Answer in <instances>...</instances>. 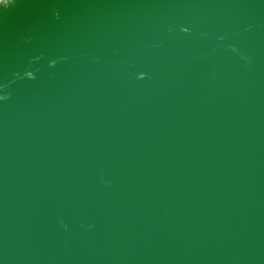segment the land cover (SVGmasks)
Returning <instances> with one entry per match:
<instances>
[{
  "label": "water",
  "instance_id": "95a60500",
  "mask_svg": "<svg viewBox=\"0 0 264 264\" xmlns=\"http://www.w3.org/2000/svg\"><path fill=\"white\" fill-rule=\"evenodd\" d=\"M0 264H264V0H0Z\"/></svg>",
  "mask_w": 264,
  "mask_h": 264
}]
</instances>
